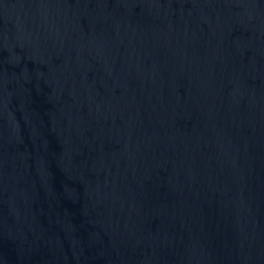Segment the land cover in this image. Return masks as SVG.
Listing matches in <instances>:
<instances>
[{"label":"water","instance_id":"water-1","mask_svg":"<svg viewBox=\"0 0 264 264\" xmlns=\"http://www.w3.org/2000/svg\"><path fill=\"white\" fill-rule=\"evenodd\" d=\"M0 264H264V0H0Z\"/></svg>","mask_w":264,"mask_h":264}]
</instances>
